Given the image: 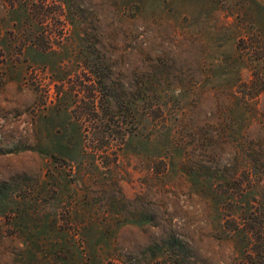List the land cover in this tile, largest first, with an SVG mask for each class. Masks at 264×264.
<instances>
[{
  "label": "rangeland",
  "instance_id": "rangeland-1",
  "mask_svg": "<svg viewBox=\"0 0 264 264\" xmlns=\"http://www.w3.org/2000/svg\"><path fill=\"white\" fill-rule=\"evenodd\" d=\"M0 264H264V0H0Z\"/></svg>",
  "mask_w": 264,
  "mask_h": 264
}]
</instances>
